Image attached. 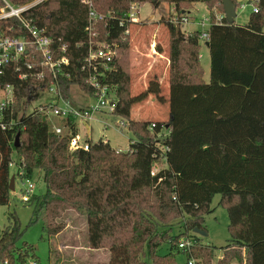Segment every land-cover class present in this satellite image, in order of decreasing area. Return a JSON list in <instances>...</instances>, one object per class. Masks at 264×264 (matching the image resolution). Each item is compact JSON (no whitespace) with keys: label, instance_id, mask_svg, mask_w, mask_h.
I'll list each match as a JSON object with an SVG mask.
<instances>
[{"label":"trees","instance_id":"1","mask_svg":"<svg viewBox=\"0 0 264 264\" xmlns=\"http://www.w3.org/2000/svg\"><path fill=\"white\" fill-rule=\"evenodd\" d=\"M8 1L19 6L34 0ZM162 1L183 13L186 0H108L104 10L103 0H94L98 11L108 16L97 38L116 52L103 75L98 71L116 98L113 113L135 135L127 151L114 148L109 140H89L90 149L71 150L76 120L65 119L70 132L60 135L45 114L30 109L38 93L55 81L52 74L22 79L15 63L0 73V88L10 85L15 93V102L4 115L8 126L0 127V205L10 203V168L16 151V180L20 171L24 179L33 178L36 170L42 173L46 192L34 194L28 203L34 205L31 222L42 221L47 239L65 228L58 221L63 212L74 210L87 216L89 247L110 251L109 264H179V252H186L196 264L243 260L264 264V0H249L258 11L252 10L243 25L230 23L225 16L217 22L210 12L205 39L203 31L185 33L171 19L164 21L169 33L168 93L154 74L146 89L133 95L131 67L118 62L120 52L130 49V26L135 23L129 20L130 6L150 2L158 7ZM199 1L210 9L214 2L222 3ZM4 5L0 0V13ZM88 12L83 0H42L22 13L23 19L46 28L56 46L67 45L70 65L57 78L67 99L75 85L94 93L85 82L94 71L82 70L91 44ZM0 30L25 33L15 16L0 18ZM155 44L156 54L162 53ZM203 44L211 57L209 80L201 58ZM150 96L167 103L166 117H135L134 106ZM161 161L164 166H158ZM216 194L227 208L231 234L218 262L217 247L204 244L193 232L196 227L206 230L204 216L213 211ZM11 217L12 224L0 231V264L5 260L25 264L33 258L41 263L33 247L19 248L21 223L15 214ZM175 220L185 228L178 235L171 234ZM187 239L194 245L181 249L180 241ZM164 243L170 250L160 254Z\"/></svg>","mask_w":264,"mask_h":264},{"label":"rangeland","instance_id":"2","mask_svg":"<svg viewBox=\"0 0 264 264\" xmlns=\"http://www.w3.org/2000/svg\"><path fill=\"white\" fill-rule=\"evenodd\" d=\"M238 2L234 23L243 25L248 22L252 7L255 4L252 5L249 0H236V4ZM101 7H103V10L106 9L108 0H103ZM181 8L184 9L182 14L181 11H176L174 5L168 1H162L158 7L153 6L150 2L141 4L137 22L134 20L135 23L130 26V49L121 51L118 56L119 63L124 67L128 65L131 67V94L136 95L146 89L149 79L154 74L161 79L163 92L168 93L169 62L167 59L168 52L166 51L168 50L169 33L164 21L167 19H181V15H184L183 17H186L187 21L184 23L179 22V28L182 31L185 33L193 30L203 31L208 29L209 26L207 25L204 28L201 25L202 19L208 17L211 12L214 16L213 20H217L224 12L223 4L220 5L218 1L214 2L213 7L210 9L206 2L186 0L181 4ZM94 32H98L99 35L103 32L101 22L94 24ZM154 43H156V50H158V47L163 49L164 57L161 56L157 60L154 58L156 55V51L153 50ZM201 54L205 77L209 80L211 57L204 44L201 47ZM152 63L154 65L151 71L146 72ZM146 73L147 75H145ZM3 97L4 93L0 90V99ZM71 99L75 106L80 107L94 104L97 98L87 93L80 86L75 85L72 87ZM56 100L53 93L48 91L39 92L30 103V109L33 110L43 103ZM133 111L137 118H164L168 111V105L167 103L163 105L150 96L145 102L136 104ZM122 120L116 114L110 113L108 109H104L87 120L90 132H88L84 120L78 118L76 121L78 134L82 142L90 140V142L96 143L100 140H109L114 148L127 151L130 148L131 140L135 139V135L127 126L122 124ZM55 123L63 125L64 120L59 118ZM12 159L14 162L11 165V171L14 173L18 171L16 162L19 156L16 151L13 153ZM164 165L163 161L158 164V166ZM31 181L34 183V194L42 195L46 192L42 173L39 170H36ZM26 185L27 181L18 177L16 189L11 193L10 203L0 205V231L5 230L12 224L11 214L13 213L21 223L22 235L18 240L19 248L33 247L32 253L40 259L41 264H109L110 251L106 247L99 249L89 247L87 216L84 214H78L74 210L64 211L58 221L63 222L65 228L47 239L44 235L42 221L31 222L34 205L23 201V191ZM220 200V194L213 197L211 203L213 211L204 216V225L208 235H200L204 244L217 247L215 262H218V258L223 255L221 247L225 246L231 238L228 211L226 206L220 203ZM175 221L172 235H178L185 230L183 222L177 223L179 220ZM169 250L170 244L164 243L159 248V253L166 254ZM176 257L179 264H186L188 260L186 252H179ZM19 263L17 261V264ZM243 264H246V261L243 260Z\"/></svg>","mask_w":264,"mask_h":264},{"label":"built area","instance_id":"3","mask_svg":"<svg viewBox=\"0 0 264 264\" xmlns=\"http://www.w3.org/2000/svg\"><path fill=\"white\" fill-rule=\"evenodd\" d=\"M5 5L1 9L0 18L17 17L22 21L25 33L21 35H15L0 30V73L3 72L4 68L10 64H16V71L19 73V77L27 79L28 77L35 76L38 78H44L46 73L52 74L55 81L50 84L48 88L43 91H48L56 96V101L43 103L38 107L39 112L45 114L49 121L52 122V128L57 134H65L70 132V126L63 125L57 122V119H67L73 117L76 121L78 118H82L88 132H90V126L87 120L91 119L95 113L108 109L110 113H113L116 107V98L107 84H103L100 80V74L103 75V68H108L110 63L115 57V50L106 42L100 41L97 37L98 32H94V24L96 22H102L108 16L97 10L94 0H83L88 6V21L87 27L89 35L91 37V44L89 46L88 56L85 58L82 65V70L94 71L86 79L94 90L93 96H95L96 102L94 104L83 105L77 107L73 104L72 99H67L63 96L60 84L57 80L59 73L65 66L70 65V58L66 54L67 45L56 46L54 39L48 34L46 28L39 27L33 24L31 21L25 20L22 17V13L32 7L33 5L41 2L42 0H34L30 3H26L19 6L12 5L8 0H3ZM243 6V5H242ZM140 6L137 3H132L129 11V20L137 21ZM253 11H258V7L253 5ZM237 10V9H236ZM110 15V14H109ZM184 16V15H183ZM181 16L172 20L175 27L179 28V22L184 23L187 21L186 17ZM222 14L216 20L221 22ZM210 17H205L201 21V25L205 28L207 25L210 26ZM13 31V30H11ZM208 37L206 29L203 30L201 38L205 39ZM101 65V67H99ZM99 70V71H98ZM69 76V74H68ZM4 93V97L0 99V127L6 129L8 124L4 121L5 112L11 109L15 102V93L12 86L7 85L4 88H0ZM122 124L126 126V121L122 120ZM77 127V123H76ZM91 144L88 141L82 142L78 128L75 135H72L69 139V147L71 150H77L83 148L85 150L90 149ZM155 172L153 171L152 174ZM23 171H20V179L26 180L27 185L23 191V201L29 202L34 195V183L30 178L24 179ZM194 245L192 239L181 240L179 247L181 249L190 250ZM1 264H14L5 260ZM25 264H41L37 259H30ZM187 264H196L194 259H189Z\"/></svg>","mask_w":264,"mask_h":264},{"label":"water","instance_id":"4","mask_svg":"<svg viewBox=\"0 0 264 264\" xmlns=\"http://www.w3.org/2000/svg\"><path fill=\"white\" fill-rule=\"evenodd\" d=\"M222 3L224 7L225 17L230 23H233L236 17V9H237L236 2L233 0H222ZM206 45H209V43L207 42ZM18 140H19V134L16 137V143H18ZM15 180H16L15 175H11V178H10V190L11 191L15 190ZM193 232L196 234L202 235V236L208 235V232L206 230L198 228V227L194 228Z\"/></svg>","mask_w":264,"mask_h":264},{"label":"crops","instance_id":"5","mask_svg":"<svg viewBox=\"0 0 264 264\" xmlns=\"http://www.w3.org/2000/svg\"><path fill=\"white\" fill-rule=\"evenodd\" d=\"M206 47H207V46H206ZM207 49H208V47H207ZM153 56H154V55H153ZM161 56L164 57V56H163V53H158V52H157V54L154 56V58L157 60V58H159V57H161ZM201 58H202V54H201ZM153 65H154V63H152L151 66H150L149 68L152 69ZM149 70H150V69H149ZM10 170H11V168H10ZM15 174H16V172L13 173V172L11 171V175H15ZM15 179H16V175H15ZM15 189H16V180H15Z\"/></svg>","mask_w":264,"mask_h":264}]
</instances>
